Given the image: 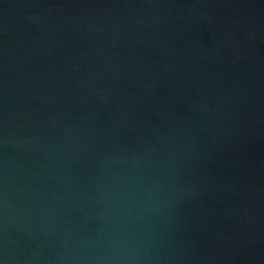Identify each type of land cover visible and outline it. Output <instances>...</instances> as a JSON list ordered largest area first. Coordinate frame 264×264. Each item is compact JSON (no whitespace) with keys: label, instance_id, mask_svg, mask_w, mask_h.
Instances as JSON below:
<instances>
[{"label":"water","instance_id":"obj_1","mask_svg":"<svg viewBox=\"0 0 264 264\" xmlns=\"http://www.w3.org/2000/svg\"><path fill=\"white\" fill-rule=\"evenodd\" d=\"M0 264H264V0H0Z\"/></svg>","mask_w":264,"mask_h":264}]
</instances>
